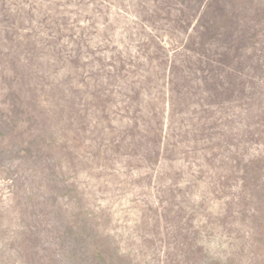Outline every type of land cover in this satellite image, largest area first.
Instances as JSON below:
<instances>
[{
    "label": "rangeland",
    "instance_id": "1",
    "mask_svg": "<svg viewBox=\"0 0 264 264\" xmlns=\"http://www.w3.org/2000/svg\"><path fill=\"white\" fill-rule=\"evenodd\" d=\"M0 264H264V0H0Z\"/></svg>",
    "mask_w": 264,
    "mask_h": 264
}]
</instances>
